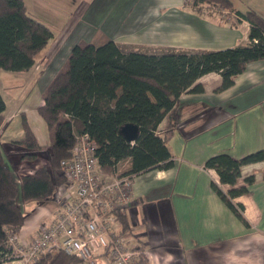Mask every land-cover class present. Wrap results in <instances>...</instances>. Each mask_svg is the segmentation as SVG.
Returning <instances> with one entry per match:
<instances>
[{
  "label": "crops",
  "instance_id": "1",
  "mask_svg": "<svg viewBox=\"0 0 264 264\" xmlns=\"http://www.w3.org/2000/svg\"><path fill=\"white\" fill-rule=\"evenodd\" d=\"M23 1L29 13L56 30L52 29L54 37L43 49V56L37 55L25 71L31 73L33 89L13 115L26 116L38 144L45 148L37 152L35 160L27 161L21 158L24 150L12 144L23 136L19 135L22 131L12 135L10 142L6 136L1 143L17 182L40 164L49 163L52 140L37 108L75 44L102 45L111 40L125 52L177 50L198 56L247 41L250 29V24L234 13L226 17L205 5L196 11L188 0ZM226 1L234 12L253 11L264 19V0ZM197 82L203 92L183 93L175 110L176 127L167 140L174 165L132 178L130 204L125 209L130 227L125 244L139 248L147 264H264V161L241 168L240 183L247 175L255 177L251 193L234 199L243 206L248 225L214 192L211 182H218V175L204 167L208 158L220 152L241 158L264 147V59L248 63L224 90H217L221 83L217 72L207 73ZM167 123L166 117L157 130L163 132ZM19 204L30 206L15 244L38 236L62 210L55 199ZM97 261L111 264L105 256ZM5 264L18 262L8 260Z\"/></svg>",
  "mask_w": 264,
  "mask_h": 264
},
{
  "label": "trees",
  "instance_id": "2",
  "mask_svg": "<svg viewBox=\"0 0 264 264\" xmlns=\"http://www.w3.org/2000/svg\"><path fill=\"white\" fill-rule=\"evenodd\" d=\"M200 11L226 9L250 24L247 41L234 47L203 51L198 56L186 51L162 50L160 53L125 52L114 41L102 45L77 43L69 53L63 68L54 76L43 93V104L37 113L52 135L49 164L15 180L13 168L0 143V264L12 257L9 237L19 231L25 212L18 203L54 200L57 188L66 182L64 167L71 156L75 135L87 133L96 145V156L102 172L111 174L118 164L127 161L121 174L135 176L153 170H166L174 165L167 140L176 127V107L185 92H203L197 80L210 72L221 76L217 90L233 83L247 64L264 59V19L253 11L234 12L226 0H188ZM227 21V20H226ZM54 37L51 27L29 13L23 0H0V69L24 72ZM6 103L0 93V131L4 123ZM23 136L12 141L24 150L21 158L33 161L40 146L26 116L22 113ZM167 117L163 132L157 130ZM135 124L139 137L128 142L120 128ZM264 161V147L234 158L220 152L208 158L206 169H214L218 182L211 187L218 197L245 225L243 206L234 199L251 193L253 174L242 178L244 165ZM221 185L227 186L223 190ZM118 235L130 227L124 210L115 211ZM139 250V248H135ZM80 261L62 250H51L39 256L33 264H71ZM138 264H147L140 252Z\"/></svg>",
  "mask_w": 264,
  "mask_h": 264
},
{
  "label": "built area",
  "instance_id": "3",
  "mask_svg": "<svg viewBox=\"0 0 264 264\" xmlns=\"http://www.w3.org/2000/svg\"><path fill=\"white\" fill-rule=\"evenodd\" d=\"M220 11L227 14L222 8ZM95 150L87 133L75 135L64 167L66 182L54 195L62 210L29 242L15 244L16 235L9 237L14 246L12 261L33 264L41 254L54 249L75 256L83 264H99V256H105L111 264H138L140 251L128 247L123 237L113 231L117 224L115 211L130 204L133 176L117 170L111 174L102 172Z\"/></svg>",
  "mask_w": 264,
  "mask_h": 264
},
{
  "label": "rangeland",
  "instance_id": "4",
  "mask_svg": "<svg viewBox=\"0 0 264 264\" xmlns=\"http://www.w3.org/2000/svg\"><path fill=\"white\" fill-rule=\"evenodd\" d=\"M52 22L57 23L54 21H52ZM54 27L55 26H52V29H54V31H55L56 28H54ZM81 43H88V42H81ZM43 53H44V50H42L38 54V56H43ZM30 74L31 73L25 72V71L24 72H13V71H7V70L0 69V93L5 98L6 105H7V108L4 112L5 120H4V123L1 127L0 132L4 131L5 129L6 130H5L3 137L0 139V143H3L4 141H6V139H7V138H5L6 136L7 137L10 136V137H8L9 140H7V142H10L11 141L10 139L13 138L12 135L20 133V131H22V132L19 135L20 136L23 135V130H22V126H21L22 125L21 124V117L19 115H16V116H13V115H14V112L16 111L18 105H20L22 102L25 103L27 98L30 97V93L33 89V85H32V83H30V79H31L29 77ZM49 135H50V138L52 140V135L50 133H49ZM42 165H46V164L45 163L40 164V166H42ZM125 168H126V164H124V162H122V163L118 164L116 170H117V172H123V170ZM17 201H18V203H22L20 195H18ZM28 206H30V205H27V204L23 205L22 204V208H23L25 213L28 212ZM114 228H115L116 232L118 233L120 230V225L116 224ZM15 235H16V233H15ZM122 237L124 239V243H127L129 240L128 239L129 235L124 234V235H122ZM71 264H83V263L79 262V263H71Z\"/></svg>",
  "mask_w": 264,
  "mask_h": 264
},
{
  "label": "water",
  "instance_id": "5",
  "mask_svg": "<svg viewBox=\"0 0 264 264\" xmlns=\"http://www.w3.org/2000/svg\"><path fill=\"white\" fill-rule=\"evenodd\" d=\"M120 133L128 142H135L139 137V129L135 124L127 123L120 128Z\"/></svg>",
  "mask_w": 264,
  "mask_h": 264
}]
</instances>
